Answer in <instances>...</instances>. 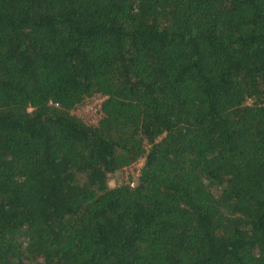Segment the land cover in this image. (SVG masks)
<instances>
[{"label": "trees", "instance_id": "trees-1", "mask_svg": "<svg viewBox=\"0 0 264 264\" xmlns=\"http://www.w3.org/2000/svg\"><path fill=\"white\" fill-rule=\"evenodd\" d=\"M0 264H264V0H0Z\"/></svg>", "mask_w": 264, "mask_h": 264}, {"label": "rangeland", "instance_id": "rangeland-1", "mask_svg": "<svg viewBox=\"0 0 264 264\" xmlns=\"http://www.w3.org/2000/svg\"><path fill=\"white\" fill-rule=\"evenodd\" d=\"M98 98L91 97L85 100L84 103H82L80 106L75 107L71 110V112L77 114L80 116L84 121L94 123L96 122L100 116V112L98 113L97 110H95V104L94 101H97ZM132 169L130 167H126L125 169H120L118 172L114 173L111 178L109 179V185H115L119 184L120 182L125 181L124 179L127 176H130L132 173Z\"/></svg>", "mask_w": 264, "mask_h": 264}, {"label": "built area", "instance_id": "built-area-1", "mask_svg": "<svg viewBox=\"0 0 264 264\" xmlns=\"http://www.w3.org/2000/svg\"><path fill=\"white\" fill-rule=\"evenodd\" d=\"M93 97H96L98 98L97 101H94L93 104H95V110L98 111V113L100 112V116L98 118H100L102 116V111H101V102L103 100V96H100V95H94ZM98 121V120H97ZM96 121V122H97ZM90 123V122H89ZM95 123V122H94ZM143 160L144 158L143 157H139L138 159L134 160L132 163H130L129 165L121 168V169H125L126 167H130V168H133L132 169V173L130 176H127L124 180L125 183H128L130 186H133L135 183H136V180L139 176V173H140V167L141 165L143 164Z\"/></svg>", "mask_w": 264, "mask_h": 264}]
</instances>
